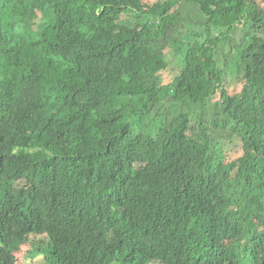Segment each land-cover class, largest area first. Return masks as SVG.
<instances>
[{
    "label": "trees",
    "instance_id": "trees-1",
    "mask_svg": "<svg viewBox=\"0 0 264 264\" xmlns=\"http://www.w3.org/2000/svg\"><path fill=\"white\" fill-rule=\"evenodd\" d=\"M44 252L264 264V0H0V264Z\"/></svg>",
    "mask_w": 264,
    "mask_h": 264
},
{
    "label": "rangeland",
    "instance_id": "rangeland-1",
    "mask_svg": "<svg viewBox=\"0 0 264 264\" xmlns=\"http://www.w3.org/2000/svg\"><path fill=\"white\" fill-rule=\"evenodd\" d=\"M187 10H189L190 12V17L188 18L190 20L189 23L186 24V26H189L190 24L194 23H198L199 22V10L194 9V6L192 5H188ZM183 34L185 35L184 39L186 40L187 37V33H188V28L182 30ZM241 35V33H238L236 35L237 38H239ZM236 66V59L235 56H233L230 61L228 62L227 65V69L232 70L234 67ZM182 68V65L180 63V60L178 57H174V55L171 56L170 58V68L169 71L166 74V77L164 79V83L166 85L169 84V82H171L175 76L178 74L179 70ZM233 74V73H232ZM235 73L233 74L232 78L230 79L231 81V87L232 88H239V82L237 79L235 78ZM168 98H166V102L163 103V106H157L155 107L151 113L144 119V125L145 127L149 128L150 130H152V126H151V120L156 118L157 116L159 117V120L161 123H164L165 118L163 117V115L165 114V108L168 107ZM215 141H217L218 144H225L231 141L230 146H233L235 144H238L236 138L232 135L231 131L228 129H222L219 130L215 135ZM230 149L232 150V147H230ZM53 261H50V256L48 254V252H44L43 256L41 258H39L35 264H52Z\"/></svg>",
    "mask_w": 264,
    "mask_h": 264
}]
</instances>
